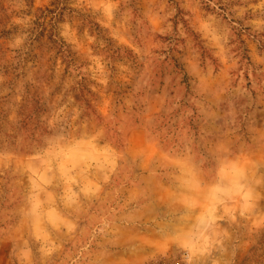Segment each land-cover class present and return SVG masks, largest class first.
<instances>
[{"label": "rangeland", "instance_id": "1", "mask_svg": "<svg viewBox=\"0 0 264 264\" xmlns=\"http://www.w3.org/2000/svg\"><path fill=\"white\" fill-rule=\"evenodd\" d=\"M0 264H264V0H0Z\"/></svg>", "mask_w": 264, "mask_h": 264}]
</instances>
